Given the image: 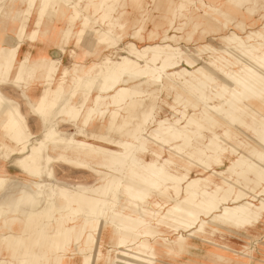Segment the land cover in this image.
<instances>
[{"label":"bare ground","instance_id":"obj_1","mask_svg":"<svg viewBox=\"0 0 264 264\" xmlns=\"http://www.w3.org/2000/svg\"><path fill=\"white\" fill-rule=\"evenodd\" d=\"M141 1L0 0V150L8 156L0 161V191L4 166L15 159L41 193L37 203L30 193L0 204V264H64L69 248L80 264H93L106 223L118 252L107 253L105 264H156L157 237L166 230L189 238L179 234L175 248L163 240L172 260L197 242L209 244L207 264L246 263L244 243L264 228V28L244 33V22L264 10V0H227L224 13L210 10L219 0H180L192 12L207 9L203 17L213 20L201 32L208 44L193 49L187 43L197 30L179 37L175 30L184 28L169 37L152 30L144 37L143 22L135 21L129 33L125 16L138 12ZM6 20L10 37L1 26ZM55 23L66 29L52 33ZM229 23L231 32L220 34ZM216 37L218 48L211 45ZM75 43L79 52L68 70L54 51ZM103 50L117 56L99 66L92 61ZM200 56L208 64L200 65ZM3 88L14 90L27 114ZM165 108L180 117L162 119ZM249 131L253 138L245 141ZM226 154L238 158L229 172L216 171ZM55 168L94 181L69 190L55 185ZM169 201L163 214L148 209L162 210ZM63 209L77 215L76 226L59 215Z\"/></svg>","mask_w":264,"mask_h":264},{"label":"rangeland","instance_id":"obj_2","mask_svg":"<svg viewBox=\"0 0 264 264\" xmlns=\"http://www.w3.org/2000/svg\"><path fill=\"white\" fill-rule=\"evenodd\" d=\"M171 2L173 3V6H171ZM227 9H229V6L227 5V0H219L215 4L210 6V10L221 11L222 13H224ZM191 10L192 9L189 5H187L186 3H184L183 1H180V0H143V1H141L139 11L138 12L137 11H131L130 14L125 16V22H128L129 33H131V34H133L135 27H136V26L133 27L134 22L139 21V25H140V23L143 22L144 29L141 32V35L144 37H147V33L152 31V30H156V32L159 33L161 37H166V36L169 37L170 34L171 35L174 34V32L172 30L173 28H179V29L184 28V31L181 32V30H180V33L177 30H175V34H177L178 37L187 34V31H186L187 29L197 30L193 33L192 40L187 43L190 45L189 48L193 49L194 47L205 46L208 44L209 36L206 35L207 33H201V32L202 31L208 32L210 26H212V24H213V20L211 21L210 17H203L206 15L207 9H198V10H195L194 12H192ZM241 12H242V14H245L243 11H241ZM33 16H34V14H33ZM187 16H189V17H187ZM231 24L232 23H229L227 27L223 28L222 31L220 32V34L227 35L228 33H230L231 32ZM244 24L246 26L244 33L249 32V31H255L256 29H260V27L264 28V10L259 11L257 14L250 17V19H246ZM1 25L4 27H9V22H7V20H6ZM155 25H159V27L156 28ZM51 26L54 27V28H51L52 29L51 32L55 33V34L58 32V30L60 28L66 29L64 27V25L62 26L61 24H56V25L51 24ZM185 26L187 28H185ZM0 32H2L1 28H0ZM197 36H199L201 38H198ZM176 38L177 37H174L172 40L174 41V40H176ZM127 41H133V40L131 38H127ZM214 42H216V43H214ZM184 43L185 42H180V44L182 46H184ZM146 44H148V42ZM151 44H155V43L151 42ZM220 44H221V42L218 41L217 37H216V40L211 42V45L215 46L217 48L220 46ZM0 46H4L3 39L0 40ZM137 46L140 47L142 45L137 44ZM76 47H77L76 43L74 44V46L72 48H67L64 45H60L58 50L54 51V53H56L54 58L55 59H59V58L62 59L63 65L68 70L69 69L71 70V68L75 64V56L79 52L78 47L77 48ZM33 50L34 49H31V47L25 48L24 53H23L24 57H27V56H29L30 53H33ZM61 50L66 51V54H61L60 53ZM114 53H115L114 51L107 53L106 51L103 50L99 54V58L93 59L92 62H94L100 66L105 61V57L107 55H112L113 58H115L117 56V54L116 53L114 54ZM50 54L53 55V51H50ZM199 59H200L199 60L200 65H204L205 63H207L206 58L200 56ZM211 66L212 65H210V66L208 65L207 69H209L211 72H213V70L211 69ZM221 73L222 72L219 71V73H215L214 75L217 78H219V80H220L222 78ZM96 74H98V73H96ZM3 94L5 96L8 95L9 97H12V98H14V100L19 102L22 106L23 113L25 114V112L27 110L24 108V101L19 96H17V95L15 96V94L12 93L11 90H3ZM160 117L162 119L171 120L172 117L179 118L180 115L179 114H173L172 112H170L169 110H167L165 108V111L161 112ZM28 122H29V126L31 127V129L35 132L37 130V124L31 118L28 119ZM65 128L67 130H70V127H65ZM65 128H63V129H65ZM251 133L252 132H250V131L246 132L245 135H243V139L245 141H249L250 139H252L253 133L252 134ZM217 134H220V132L217 131ZM206 139L207 138H204V141ZM236 145H238L239 148L244 149L241 145H239V144H236ZM5 156H6L5 150H0V161L1 162L2 161H4V162L8 161V159H7L8 156H6V157ZM237 158H238V155L226 154L227 160L224 159L223 160L224 162H222L220 164V167L215 168V170L216 171L229 172V169H230L232 163L235 162L237 160ZM16 162H17V160L14 159V160L10 161L7 165L4 166L3 175L5 176V183H4L3 192L0 196V204H3V206H5L9 202H13L15 200L22 199L23 196H26V194H30V193L35 198V200H36L35 203H37V201H39V195H41V193H39V195H38V193L36 194V191L33 190V188H31V186L29 185V182H27V179H25V176L23 175L21 170L16 166ZM55 169H56L55 172H56V177H57L56 182L54 181L55 185H58V186L60 185L61 187H64V188L69 189V190H77L78 188L80 189V186L90 184L94 181V177L92 175H89V174H83V173L71 171V170H68L65 168H61V169L55 168ZM231 172H233V170L230 171V173ZM210 173H212V172H210ZM210 173L206 172L203 174H205L204 176H208ZM231 174H232V176H234V173H231ZM193 176L194 175L191 174L189 177L194 178ZM19 185H20V187H19ZM23 193H25V195ZM119 203H124V200L122 201V199L120 198ZM164 205H165V206H163L164 209H162V210L159 208H155V207H148V209L149 210L152 209V210L156 211V213H158V214H160V213L163 214L166 207H170L171 201H169L168 203H166ZM60 214H62L64 216L69 215L68 221H66L68 226L74 227L77 225V224H75L78 220L77 215L73 214L72 209H63L62 211L59 212V215ZM13 215H14L13 217L16 219L26 220V218H24L23 216L21 217V215H18L17 213H13ZM105 217L107 219V215ZM152 223L153 222H151V224ZM109 227H110L109 223H106L104 228H103V231H102L103 233L101 236V246L99 249L100 252L99 253L95 252L93 264H105L106 263V257L108 255L107 253H109L110 257H113L115 252H118V250L115 246V239L116 238L112 237V239H110L111 234H110V231L108 229ZM104 229H106V230H104ZM90 232H91L90 234H91V236H93V238H97L99 236L98 234H100V232L97 230L96 227H94L93 230H91ZM1 233L4 234V232H1ZM182 233L183 232H181V231H173V230H166L165 232L161 231L160 236L157 237V240L161 239L162 241H159L158 244L155 245V252L157 253V255H156V262L157 263L156 264H175V263L176 264H188V263L189 264H207L206 257H207V255L210 254L209 253V251H210L209 250V244L203 245V244H198L197 242H195L193 244L191 243V244L186 246V250H185V253L183 254V256L176 258V260H172L168 257H165V250L161 245V243L163 244V240L166 241V243L164 244L165 247L174 246V248H175V240L179 234L183 235L184 239H187V241H189V238L186 236V234L185 233L182 234ZM232 241L236 242V238L234 240L232 239ZM249 241H248V243L245 242L243 245V248L246 251L245 254L242 255V257H244V260L246 261V263H244V264H253V263L254 264H264V262H263L264 261V228H260L259 230H257V232L253 233L251 235V238ZM229 246L230 247L235 246V248L240 249V246H238L236 244L234 245V243H229ZM214 250H216V249L214 248ZM226 253L228 255H232V257L240 255V252H236V254L231 253V252H226ZM186 259L187 260L189 259L188 262ZM62 261L65 262L64 264H80L81 258L79 255H77V252L75 251V249L69 248L66 251V253L63 255Z\"/></svg>","mask_w":264,"mask_h":264},{"label":"crops","instance_id":"obj_3","mask_svg":"<svg viewBox=\"0 0 264 264\" xmlns=\"http://www.w3.org/2000/svg\"><path fill=\"white\" fill-rule=\"evenodd\" d=\"M2 26V25H1ZM3 28L5 29L4 30V33H8V27H4L3 26ZM8 37H10L11 35L8 33V35H7ZM1 37L3 38V34H1L0 33V39H1ZM34 44V46H35V43H33ZM34 46H32L31 47V49H34ZM26 48H29V47H26ZM3 90H11V92L12 93H14L15 94V92H14V90L13 89H9V88H3ZM25 114H27V111L25 112ZM30 117H28V119H29ZM32 119V118H31ZM36 124H37V130L34 132L32 129V132L34 133V134H36V135H40L41 134V131H40V126H39V124H38V122L37 121H35V120H33ZM29 124V123H28ZM31 128V127H30ZM9 163V162H8ZM7 163V164H8ZM6 164V165H7ZM24 175V174H23ZM25 176V179H27V182H29V181H32V179H30L29 177H27L26 175H24ZM5 179V178H4ZM2 192H3V190H1L0 191V196H1V194H2ZM35 243H37V242H35ZM35 243H33V244H35ZM4 244H5V242L3 241V240H1L0 239V246L1 247H3L4 246Z\"/></svg>","mask_w":264,"mask_h":264}]
</instances>
